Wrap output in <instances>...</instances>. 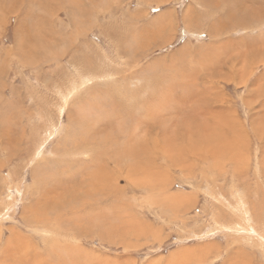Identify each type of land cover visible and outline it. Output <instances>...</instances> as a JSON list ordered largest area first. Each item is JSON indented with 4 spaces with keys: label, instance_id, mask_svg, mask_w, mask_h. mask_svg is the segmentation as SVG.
I'll use <instances>...</instances> for the list:
<instances>
[{
    "label": "rangeland",
    "instance_id": "rangeland-1",
    "mask_svg": "<svg viewBox=\"0 0 264 264\" xmlns=\"http://www.w3.org/2000/svg\"><path fill=\"white\" fill-rule=\"evenodd\" d=\"M259 239L264 0H0V264H264Z\"/></svg>",
    "mask_w": 264,
    "mask_h": 264
},
{
    "label": "bare ground",
    "instance_id": "bare-ground-1",
    "mask_svg": "<svg viewBox=\"0 0 264 264\" xmlns=\"http://www.w3.org/2000/svg\"><path fill=\"white\" fill-rule=\"evenodd\" d=\"M118 44V43H117ZM91 58V57H90ZM87 59V58H86ZM90 61V60H89ZM100 66H102V64H104L103 66H106V65H108V64H110V63H105L103 60H101V58H100V62H97ZM86 64V63H85ZM78 65V64H77ZM79 66V65H78ZM83 66V65H82ZM107 67H109V66H107ZM99 69H100V71H102V73H100V71H99ZM109 71V69L107 68H98L97 69V65H96V63H94L93 65H91V63L89 64V65H87V66H85V68H84V70L82 71V73H80L79 75H81L80 76V79H79V84H78V86L80 87H82L83 86V83L84 84H88V83H91L92 81L94 82L95 80H101V79H106V78H108V77H110V72L109 73H105V72H103V71ZM76 72V71H75ZM78 72V71H77ZM99 73H100V75H99ZM142 73V72H141ZM76 75V74H75ZM77 76V75H76ZM79 78V77H78ZM70 79H71V77H70ZM77 79V78H76ZM109 79V78H108ZM147 80H150L149 78L147 79ZM153 80V79H152ZM70 81V80H69ZM112 81V80H111ZM111 81H106V82H104V87L105 86H107L108 87V89H113V87L111 86L113 83L111 82ZM71 82V81H70ZM112 83L111 85L110 84H108V83ZM131 82V81H130ZM99 83V82H98ZM137 83H138V81H137ZM136 83V84H137ZM71 84V83H70ZM73 84V83H72ZM119 84V83H118ZM77 86V87H78ZM99 86H100V84H99ZM115 86V85H114ZM125 87H124V92H123V94H127V92H131V90L129 89V83L127 82L125 85H124ZM94 87H95V85H94ZM100 87H102V86H100ZM143 87V86H142ZM92 88V87H91ZM99 88V87H98ZM139 88V87H138ZM67 89H68V87H67ZM140 89V91L143 93V91L141 90V88H139ZM145 87L143 88V90L145 91ZM70 90V89H69ZM76 90V89H75ZM98 90H100V89H98ZM98 90H96V91H98ZM132 91H134V92H132L131 93V95H129L130 97V99H131V101L132 102H136L137 100H138V104L140 105V108L141 107H144L143 105V100H144V98L141 100V96L143 95L139 90H137V89H134V90H132ZM107 92H109V91H107ZM110 93V92H109ZM94 95V94H93ZM148 96V95H147ZM66 100L67 99H65L64 98V104H63V107H65V102H66ZM158 100V99H157ZM68 102V101H67ZM100 104V103H99ZM156 106V105H155ZM159 108V107H158ZM165 108V107H164ZM63 109V108H62ZM155 109V108H154ZM86 110V109H85ZM87 111V110H86ZM161 112V111H160ZM145 113H146V110H145ZM159 113V112H158ZM82 114H84V112H80V113H77L76 114V117H75V119H76V124H79V122L80 121H83L84 119H85V116L84 115H82ZM144 114V113H143ZM80 120V121H79ZM47 124V123H46ZM77 154V153H76ZM236 195V194H235ZM232 198H234V197H232ZM240 198V197H239ZM236 199V198H235ZM237 201V200H236ZM239 201H240V199H239ZM237 203V202H236ZM240 203V202H239ZM242 204V203H241ZM232 205V204H231ZM233 210V209H232ZM237 210V209H236ZM232 212V211H231ZM235 212V211H234ZM233 212V213H234ZM237 214V213H236ZM236 216V215H235ZM242 216H243V214H242ZM241 217V216H240ZM221 220V219H220ZM223 223V222H222ZM221 224V223H220ZM219 225V224H218ZM218 228V227H217ZM258 229V228H257ZM259 242H261V240L259 239ZM258 244V243H257ZM259 245V244H258ZM261 245H262V247L264 248V242L262 241L261 242ZM259 247H261V246H259ZM262 249V248H261Z\"/></svg>",
    "mask_w": 264,
    "mask_h": 264
}]
</instances>
